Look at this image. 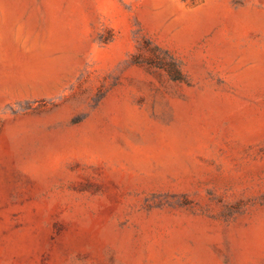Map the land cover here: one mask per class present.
<instances>
[{
  "label": "rangeland",
  "instance_id": "obj_1",
  "mask_svg": "<svg viewBox=\"0 0 264 264\" xmlns=\"http://www.w3.org/2000/svg\"><path fill=\"white\" fill-rule=\"evenodd\" d=\"M0 264H264V0H0Z\"/></svg>",
  "mask_w": 264,
  "mask_h": 264
}]
</instances>
